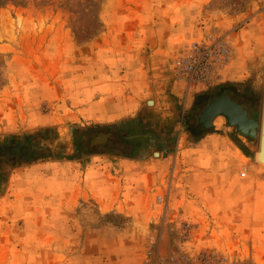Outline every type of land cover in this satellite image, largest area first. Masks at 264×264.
<instances>
[{"label":"rangeland","instance_id":"obj_1","mask_svg":"<svg viewBox=\"0 0 264 264\" xmlns=\"http://www.w3.org/2000/svg\"><path fill=\"white\" fill-rule=\"evenodd\" d=\"M214 37L230 60L188 91L174 60ZM222 92L260 119L264 0H0V138L43 129L62 151L2 163L0 264H264L257 140L198 120ZM98 153L121 204L66 202Z\"/></svg>","mask_w":264,"mask_h":264},{"label":"water","instance_id":"obj_2","mask_svg":"<svg viewBox=\"0 0 264 264\" xmlns=\"http://www.w3.org/2000/svg\"><path fill=\"white\" fill-rule=\"evenodd\" d=\"M248 107L247 103L240 102L228 93L222 92L207 98L199 112L198 120L202 128L209 129L213 127V119L216 116H223L226 123L234 126L241 135L257 140L260 155L264 150V95H262L259 120L247 114ZM111 136L112 131H98L89 138L85 146L95 149L100 145H106Z\"/></svg>","mask_w":264,"mask_h":264},{"label":"built area","instance_id":"obj_3","mask_svg":"<svg viewBox=\"0 0 264 264\" xmlns=\"http://www.w3.org/2000/svg\"><path fill=\"white\" fill-rule=\"evenodd\" d=\"M230 57L231 48L226 40L214 37L202 42H192L186 44L181 54L175 58L173 70L178 78H187L189 91L192 83L201 86L217 81L214 79H218L220 70L226 66ZM157 198L161 201L160 196ZM144 264L152 263L145 261Z\"/></svg>","mask_w":264,"mask_h":264},{"label":"crops","instance_id":"obj_4","mask_svg":"<svg viewBox=\"0 0 264 264\" xmlns=\"http://www.w3.org/2000/svg\"><path fill=\"white\" fill-rule=\"evenodd\" d=\"M101 154L103 153L90 156L89 161L85 163V167H83L80 172V179L78 181L75 180V187L74 190H72V193L65 191L63 197L66 202L80 198L94 200L101 207H107L108 205L113 207L114 205L117 206L118 204H121V199L117 198L114 200L112 194L110 193L113 185L112 180L115 181L113 178L116 177V175L109 174L104 165L100 162H95L96 157H100ZM71 163V161H68L67 167L73 165ZM73 168H75L74 172L68 168L71 171L70 174H74L76 179H78V174H76L77 167L74 166ZM65 176L67 177V175ZM158 196L160 195L158 194L157 197ZM117 201H119L118 204L115 203Z\"/></svg>","mask_w":264,"mask_h":264},{"label":"trees","instance_id":"obj_5","mask_svg":"<svg viewBox=\"0 0 264 264\" xmlns=\"http://www.w3.org/2000/svg\"><path fill=\"white\" fill-rule=\"evenodd\" d=\"M129 127L130 130H141L142 126ZM45 130L38 129L33 132L10 134L0 138V169L2 163H9L11 166L27 163L36 159H44L51 156H60L61 150L52 149L47 144H41ZM90 150V148H86Z\"/></svg>","mask_w":264,"mask_h":264},{"label":"bare ground","instance_id":"obj_6","mask_svg":"<svg viewBox=\"0 0 264 264\" xmlns=\"http://www.w3.org/2000/svg\"><path fill=\"white\" fill-rule=\"evenodd\" d=\"M150 102H151V100H150ZM155 154H158V152H156ZM254 156H255L256 161L264 164V150H262L260 155H259L258 146H257V150H256Z\"/></svg>","mask_w":264,"mask_h":264},{"label":"flooded vegetation","instance_id":"obj_7","mask_svg":"<svg viewBox=\"0 0 264 264\" xmlns=\"http://www.w3.org/2000/svg\"><path fill=\"white\" fill-rule=\"evenodd\" d=\"M229 95L232 97V95H231L230 93H229ZM112 135H113V131H112ZM126 139H127V140H130L131 138H126ZM108 143H109V140H108ZM108 143H107V144H108ZM85 145H86V144H85ZM85 145L82 146V148H88V147H86Z\"/></svg>","mask_w":264,"mask_h":264}]
</instances>
